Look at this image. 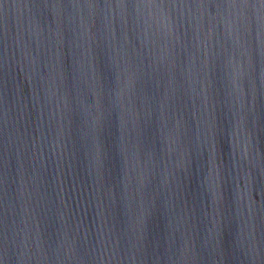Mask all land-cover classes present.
I'll return each instance as SVG.
<instances>
[{
	"label": "water",
	"instance_id": "obj_1",
	"mask_svg": "<svg viewBox=\"0 0 264 264\" xmlns=\"http://www.w3.org/2000/svg\"><path fill=\"white\" fill-rule=\"evenodd\" d=\"M0 264H264V0H0Z\"/></svg>",
	"mask_w": 264,
	"mask_h": 264
}]
</instances>
